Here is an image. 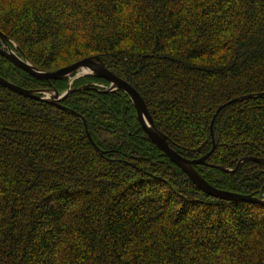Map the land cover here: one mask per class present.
<instances>
[{"label":"trees","instance_id":"trees-1","mask_svg":"<svg viewBox=\"0 0 264 264\" xmlns=\"http://www.w3.org/2000/svg\"><path fill=\"white\" fill-rule=\"evenodd\" d=\"M0 32L44 72L104 64L177 154L199 159L213 138L194 166L207 183L262 199L264 162L211 166L264 161V0H0ZM0 77L69 83L3 57ZM86 85L60 103L77 115L0 87V264H264V207L204 194L146 138L123 91L93 76L70 88Z\"/></svg>","mask_w":264,"mask_h":264},{"label":"water","instance_id":"water-1","mask_svg":"<svg viewBox=\"0 0 264 264\" xmlns=\"http://www.w3.org/2000/svg\"><path fill=\"white\" fill-rule=\"evenodd\" d=\"M7 42H10V41L7 39L5 35H3L0 32V43L6 46V48H2L0 45V57L5 58L10 64L22 70L23 72L29 74L33 78H36L39 80H46V81L59 80L61 78H69V84H68V88L62 93H58L56 90H53V89L27 90L0 77V87L1 88L8 89L9 91L13 93L19 94L21 96H24V97H27L33 100H37L39 102H43V103L55 106L62 111H66V112L77 115L72 110H69L63 107L60 103L64 99H66L71 93L88 89L89 85H86V86H83L77 89H71L70 84L74 80L80 77H83V76H93L99 79H103L109 83L108 87L104 89V92H116L117 90H121L129 97L136 111L137 122L139 123L146 138L163 155H165L177 168H179L200 191H202L207 196H210L217 200L231 201V202L232 201L246 202V203L258 204L264 207V198L259 199L256 197H252L251 195L236 194V193L216 189L215 187L207 183L197 173V171L194 168V166L196 165L206 166L207 158L215 149V144L212 138L211 127H212V124L214 122L216 115L226 106L231 105L235 102H238L242 100V98L232 99L222 104L216 109L211 119V123H210V135L212 138L211 139L212 148L209 150V152H207L201 158L196 159V160H189V159L183 158L182 156H180L179 154H177L174 150L170 148L167 137L155 127L153 123V119L151 118L143 99L137 93V91L132 86H130L127 82L119 79L112 72H110L105 67L104 64L98 61H95L91 58H87L79 62H76L75 64H72L71 66H67V67L61 68L53 72H44V71L37 69L33 65H31L26 59H22L19 56H17L16 53H14L12 50H10L7 47ZM15 49H17V47ZM76 71L77 73L74 76H72V73ZM258 96L260 97L261 94ZM247 98H252V96L249 95L247 96ZM81 120H82V123L84 124V128H85L89 142L92 144V146L94 147L96 151H99L98 148L94 145V143L90 139V136L87 132L84 120L83 119ZM244 162L259 163V162H264V161L253 158V157H245V158L240 159L237 162L235 168L233 169H229V168H225L221 166H211V167H214L218 171H221L224 173H235L241 167V164Z\"/></svg>","mask_w":264,"mask_h":264},{"label":"rangeland","instance_id":"rangeland-1","mask_svg":"<svg viewBox=\"0 0 264 264\" xmlns=\"http://www.w3.org/2000/svg\"><path fill=\"white\" fill-rule=\"evenodd\" d=\"M9 44H12V46H9ZM0 45H1V47L2 48H6V46L5 45H3V44H1L0 43ZM7 47L10 49V50H12L14 53H16L17 54V52H16V46L13 44V43H11V42H7ZM18 56V55H17ZM77 73V71L75 72V74ZM74 74V75H75ZM74 75H72V76H74ZM68 79V82H69V78H67ZM69 84V83H68ZM108 87V86H107Z\"/></svg>","mask_w":264,"mask_h":264},{"label":"flooded vegetation","instance_id":"flooded-vegetation-1","mask_svg":"<svg viewBox=\"0 0 264 264\" xmlns=\"http://www.w3.org/2000/svg\"><path fill=\"white\" fill-rule=\"evenodd\" d=\"M262 198H264V195H263V197Z\"/></svg>","mask_w":264,"mask_h":264}]
</instances>
